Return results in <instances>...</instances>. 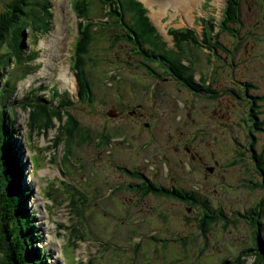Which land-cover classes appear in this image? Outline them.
<instances>
[{"label": "rangeland", "instance_id": "obj_1", "mask_svg": "<svg viewBox=\"0 0 264 264\" xmlns=\"http://www.w3.org/2000/svg\"><path fill=\"white\" fill-rule=\"evenodd\" d=\"M13 1L0 0V13L10 10L9 15ZM70 2L50 0V28L42 29L32 45L26 43L27 51L36 52L37 58L28 61L33 67L13 66L10 57L0 54V89L4 80L9 88L14 85L12 92L0 91V114L5 112L0 176L16 194L24 192L13 201L23 208L19 227L30 254L34 249L39 263L41 255L40 264H219L247 250L255 236L251 217L258 214L259 235H264V100L259 99L264 95V0L239 1L241 24L218 36L221 46L208 37L202 41L206 22L201 18L219 23L224 0H198L191 19L173 0H135L154 26L140 31L148 28L155 47L148 43L142 48H152L157 56L143 59L139 54L134 36L126 34L130 25L124 24L131 22V13H124V22L95 34L88 47L84 67L93 94L89 102L85 95L79 97L71 66L82 19L76 13L79 7L73 12ZM160 2L163 10L156 17ZM99 3L91 0L87 17L112 24L94 12ZM101 9L102 14L107 11ZM169 29H192L201 44L188 39L176 46ZM162 41L166 46L157 43ZM170 61L184 65L188 74L183 75H192L200 86L206 76L211 91L176 78ZM55 90L67 93L71 103L66 107L75 121L71 118V137L53 148L48 145L57 136L56 126L65 125V115L54 119L55 127L44 136L28 137L27 109L20 102L33 94L48 102ZM145 90L155 94L153 101ZM255 98L259 114L254 121ZM129 106L142 115L122 111ZM258 121L263 122L260 130L253 125ZM81 130L84 139L76 138ZM9 140L23 163L21 179L12 175V167L7 171L8 161L1 156V149L6 154L11 148ZM140 173L157 189L171 185L193 191L200 204L154 191L144 194L137 187L143 183L136 177ZM257 203L262 205L255 213ZM251 261L247 256L243 264Z\"/></svg>", "mask_w": 264, "mask_h": 264}, {"label": "trees", "instance_id": "obj_2", "mask_svg": "<svg viewBox=\"0 0 264 264\" xmlns=\"http://www.w3.org/2000/svg\"><path fill=\"white\" fill-rule=\"evenodd\" d=\"M15 0L12 2L14 8L9 13H0V54L10 57L13 61V66L23 65L24 69H29L33 66H31L32 63H29L28 61L30 59H33L36 57L34 55V51H27V44L36 42V38L40 31L44 29L45 27L51 26V18L53 17L52 9H51V3L50 0ZM240 0H225V5L222 10V18L218 24V31L214 33L213 29H215L216 24H214V21L211 19L201 18V21L206 22V24L203 25V31L201 37L203 42L205 41V38L210 39L217 45L221 46L220 41L218 40V36L222 34L223 32L232 33V30H235V28L232 27V25L237 26L241 24V16H240ZM27 2V3H26ZM90 2L91 0H75L72 3L73 10L76 11L78 17H80L82 20L78 23L77 33L78 36L76 37V40L74 42V54L71 56V59L74 60V63L71 64V66L74 68L75 74L78 78L79 83V97L83 98V95L86 96L85 101H90L92 97V93L90 92V82L88 83V80L86 77H88V66L86 65L85 58H89L88 53V47L92 44V39H95V34L98 32L104 31L105 28L109 27H115L121 22H124V17L126 15H123L124 13H131L129 14L131 18V22L127 21L125 22V26L130 25V28L126 29V34L129 36L131 33L134 36L133 43L137 45L139 48V51L142 53H139L143 59L148 57L151 54H155L152 52V48L149 49L148 47L142 48V45H147L148 43H151L150 41V32L148 31V28H144L140 31L141 28L146 27L149 25L150 27H154L151 25L147 15H146V8L139 2H135V0H99V5L95 8L94 12L98 13L99 19L103 16H107L109 19L113 20L112 24H100L94 22L93 19H89L87 16H91L89 14L90 11ZM107 8V11H104L102 14V9ZM123 17V18H122ZM110 21V20H109ZM121 21V22H120ZM151 25V26H150ZM151 29V28H150ZM26 31V32H25ZM35 32L37 34H35ZM169 33L173 36L174 44L176 46H182L183 42H187L188 39L190 41L201 44L200 40H198V36L195 34L194 30L192 29H184V30H176V29H169ZM213 33V34H211ZM26 36V38H25ZM130 37V36H129ZM128 37V38H129ZM132 38V37H130ZM133 39V38H132ZM207 39V40H208ZM27 43V44H26ZM160 43L162 46H166L165 42H157ZM150 45H153L152 43ZM155 47V45H153ZM25 52L23 53V51ZM154 50V49H153ZM151 51V52H149ZM28 53V54H27ZM88 53V54H87ZM26 54V55H25ZM157 56V54H155ZM171 56V54H170ZM37 58V57H36ZM173 59V57L171 56ZM171 68L170 71L172 74L179 78L181 81H185L187 83V86L199 89L200 87H203L206 89V91H211V87L208 84H205V81L208 79L206 76L205 78L201 79V82L203 85L196 84L193 79L192 75L189 74V76L183 75V71H185L188 74V70L184 65L181 67H178L176 65H173L171 61L169 62ZM86 65V66H85ZM86 68H85V67ZM24 75L26 74V71H24ZM155 79H157L155 77ZM160 79V78H159ZM209 80V79H208ZM10 83L9 80H4L3 85L1 86L0 91L2 90L4 93L10 90V92L14 91V85L12 88H9ZM9 88V89H8ZM88 90V93H87ZM3 95V94H2ZM1 95V96H2ZM59 97V98H57ZM61 97V98H60ZM133 98V97H132ZM24 101H21L22 109H27V133L28 137H32L29 135H38V136H44L45 132L49 130L50 128L55 127V124L53 123V120L56 119L57 121H60L62 116L65 115V125L60 127L57 125L55 129H58L57 136L52 139V143L48 145V147L55 148L58 143L61 142V139L65 140L66 138L71 137V131H70V125L72 122L75 121V117L73 118V114L67 110L66 107L71 102L68 101L69 98L67 96V93L58 94V92L55 90L52 97L49 98L48 102L44 99L42 96H34V94L30 97L28 95L24 98ZM257 98L254 99V104L252 108V117L253 120H258V105L257 101H255ZM259 99L264 100V95L259 97ZM56 103H54V102ZM20 106V107H21ZM13 109L16 107H12ZM12 108L10 110H12ZM11 111H8L10 114ZM5 113V112H4ZM0 114V137L1 139L5 140L4 133L1 132L2 125L4 126V117L2 114ZM7 114V112H6ZM71 118L73 121L71 122ZM252 120V121H253ZM60 124V123H59ZM263 122L258 121V123H253L256 129L260 130L262 127ZM12 126H14V122H12ZM60 128V129H59ZM62 129V130H61ZM71 130H74L73 128ZM76 138L84 139L85 135L83 134V130H81V133H78ZM80 136V137H78ZM30 140V139H29ZM4 143V142H3ZM9 143L11 144V148L8 150V152L5 154L3 153V149H1V156L4 160L8 161L7 171L9 172L11 170L10 167H12V175L19 176L21 179V167L23 168V163L21 160L16 156L18 153L17 150H14L13 143L9 140ZM2 148H4V145L2 144ZM71 149V148H70ZM13 152V153H12ZM16 153V154H15ZM34 153H36V150L34 149ZM69 153V151L67 152ZM258 159L259 157L256 156ZM65 160L68 159V156L66 154L64 155ZM262 159V158H261ZM52 161V160H50ZM261 164H263L262 160H260ZM1 173V172H0ZM26 173V170H25ZM2 176V175H1ZM0 176V264H40L42 263V257L39 256V259L41 258V262L39 263L38 260V253L34 252V249L30 250L28 247H26V236L22 235V232L20 231L19 223L20 220L18 218L19 215V207L20 209L22 206H19L18 203H14L15 197H18V195H22L23 193L19 191V193H15L13 189H11V185L8 186L4 181L3 178ZM7 176V175H6ZM4 177V176H3ZM153 186V185H151ZM154 188V193L156 194H164L167 197L173 198L175 200H181L185 202H188L190 205L197 206V204H200L195 198L196 194H192L193 191L187 192L183 191L181 189L172 188V191H166L160 189ZM183 191V192H182ZM185 196H183V194ZM18 199V198H17ZM48 200H52L51 197L47 196ZM262 203H257L256 208L257 211L255 213L259 212V208L261 207ZM204 209V208H203ZM202 209V210H203ZM23 210V208H22ZM21 210V211H22ZM72 212L74 213V210L72 209ZM206 209L203 211V215L207 218L208 215L206 213ZM76 216H80V213H74ZM201 217V216H200ZM258 217V214L255 217H251V225L255 228V236L253 238L252 246L248 247L247 250L242 251L234 258L228 260L224 259L219 264H243L244 258L247 256L252 257V261L249 264H264V235L260 237V224L256 220ZM27 217H24V220H26ZM60 229L64 228L63 224L58 225ZM207 223L201 225V230L203 232H206ZM75 225H71V232L69 239L72 240V242L75 240L74 237H76L72 232L75 230ZM74 238V239H73ZM81 239V238H79ZM76 239V240H79ZM75 243H73L74 246ZM35 254V255H33Z\"/></svg>", "mask_w": 264, "mask_h": 264}, {"label": "flooded vegetation", "instance_id": "obj_3", "mask_svg": "<svg viewBox=\"0 0 264 264\" xmlns=\"http://www.w3.org/2000/svg\"><path fill=\"white\" fill-rule=\"evenodd\" d=\"M150 61V60H149ZM152 73V72H151ZM153 78V77H152ZM145 92V96L146 97H149V100L150 101H153L154 99H155V94H152V95H150L149 94V90H145L144 91ZM140 106V105H139ZM130 108H128L129 110H127V108L126 109H124V110H122V111H133L134 110V107L133 106H129ZM133 113L135 114V115H138V116H140V115H142V113L141 112H139L138 113V109H135V111H133ZM185 148V147H184ZM178 149V148H177ZM188 151H189V149H188ZM140 169V168H139ZM212 170V169H211ZM139 175V176H138ZM138 175H136V177L137 178H139L140 180H141V182H143L142 184L140 183V182H138V186L137 187H139L140 188V190H141V192H143L144 194L145 193H151L153 190H154V188L153 187H155L156 188V186L155 185H153V186H151L152 185V183H151V180L149 179V177L148 176H146V175H143L142 173H140V174H138ZM135 177V178H136ZM166 180H167V178H166ZM171 185H167V186H159L160 187V190L161 189H165L166 191H169V190H172V188L170 187ZM139 190V189H138ZM140 192V191H139Z\"/></svg>", "mask_w": 264, "mask_h": 264}, {"label": "bare ground", "instance_id": "obj_4", "mask_svg": "<svg viewBox=\"0 0 264 264\" xmlns=\"http://www.w3.org/2000/svg\"><path fill=\"white\" fill-rule=\"evenodd\" d=\"M143 1H145V3H151V4L154 2V0H143ZM173 1L175 3V7H178L184 13V15H185L186 18L189 17L191 19V11H192L191 9H192V5L194 3H196L198 0H173ZM224 3H225V0H224ZM167 4H168V2H167ZM162 5L163 4L160 2L159 10L157 12L155 11V16L156 17H160L161 16L160 10L163 7ZM70 6H71V10H73L72 3L71 2H70ZM73 12H74V10H73ZM221 18H220V20H221ZM218 24L219 23H216V26H218ZM75 76H76V74H75ZM76 78H77V76H76ZM77 80H78V78H77ZM78 85H79V83H78ZM60 94H62V93H60ZM50 97H52V94L50 95Z\"/></svg>", "mask_w": 264, "mask_h": 264}]
</instances>
